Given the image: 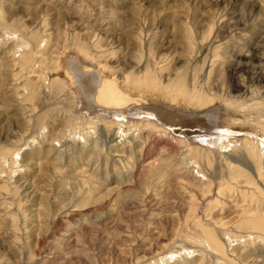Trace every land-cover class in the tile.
I'll return each mask as SVG.
<instances>
[{"label": "rangeland", "instance_id": "obj_1", "mask_svg": "<svg viewBox=\"0 0 264 264\" xmlns=\"http://www.w3.org/2000/svg\"><path fill=\"white\" fill-rule=\"evenodd\" d=\"M29 40L35 68L21 66ZM73 62L138 75L149 68L163 81L169 75L223 97L262 99L264 0H0V153L20 152L13 173H0V264H163L173 250L179 254L169 264H224L201 256L180 231L197 189L183 178L219 179L220 172L203 165V177L186 147L150 129L123 134L99 122L95 134L80 137L92 127L70 81L26 101L27 76L72 71ZM161 99L150 108L169 118L157 125L165 120L176 138L197 132L192 146L226 156L230 139L250 136L252 119L218 100L189 114ZM184 120L199 125L185 128ZM184 244L189 251L180 250Z\"/></svg>", "mask_w": 264, "mask_h": 264}, {"label": "bare ground", "instance_id": "obj_2", "mask_svg": "<svg viewBox=\"0 0 264 264\" xmlns=\"http://www.w3.org/2000/svg\"><path fill=\"white\" fill-rule=\"evenodd\" d=\"M34 44L35 40H29L24 44L29 52L24 53L21 66L31 64L30 66L35 68L36 51L32 49ZM68 58L69 56H66L64 60L62 59V70L66 68L65 64ZM53 64L56 63L53 62ZM100 67L103 66L100 65ZM100 67L97 70H94L93 66H85L82 69L76 62H73L72 71L24 75L27 76L24 88L28 93L25 99L31 102L34 100L35 92L40 88L44 86L49 88L51 85L65 87L67 81H70L72 85L77 86L83 96L84 105L82 108L89 114L88 116L83 115L84 124L92 127L83 133H77L80 137L85 138L92 133L95 134L98 123L103 122L109 126L108 128L116 126L123 134L130 133V131H144L145 128L150 129L149 131H157V133L167 135L186 147L187 155L191 156V163L197 165V171L203 177H207L203 171L205 169V167L203 169V165L207 169L220 172V177L219 179L215 177L202 180L197 179L192 173L193 175H186L183 178V181L190 180V185L194 181L191 186L197 187L194 193L190 192L188 195L189 206L184 214L185 222L182 221L184 227L180 229L181 234H184L182 235L183 239L188 242V245L194 246L192 249L197 246L201 256L204 254L203 252L215 255L217 263L224 260V264H264V249L256 247L258 244L261 246L264 243V98L239 101L229 95L223 97L224 95H219L218 92L212 93V89H207L204 92L201 87L197 86V83H193L190 88L184 81H175L169 75L164 82L161 76L157 78L149 68L145 70L144 74L138 75L132 71H121L120 73V69L117 68L106 69L107 67H104L105 69H100ZM129 70L131 69L129 68ZM233 80L235 79L233 78ZM156 98L166 99L175 105L179 104L182 111L189 114L207 111V109L215 107L214 103L218 100L220 103H224L226 110H232L234 114L241 111L246 120L252 119L253 125L251 132L248 133L250 136L244 134L239 138H234L235 140L230 139L229 145L233 146V152L226 156L214 152L212 149H205L202 145V147L197 146L198 144L192 146L190 138L197 132L191 133L184 130L176 138L175 132L168 129L165 120L161 121V126L157 125L160 121L159 117L165 116L162 117L164 119L169 117H167V110L163 108L151 110L150 105ZM106 117L113 120L108 121ZM226 118L228 117L226 116ZM181 123L185 125V128L190 129L199 125L197 120H184ZM214 123L213 119L208 123H203L204 128L208 130L212 126L215 127ZM238 132L245 131L238 130ZM71 134L76 135L74 132ZM19 153L11 150L0 153V173L6 174L8 171L13 173L12 166L18 161L16 158L14 159V155L18 157ZM205 205L206 208L202 211V216H197L195 209L203 208ZM234 242L237 243V247H241L233 248L232 253L230 251L229 253V247ZM180 247V250L189 251L186 244ZM251 247L253 249H249ZM242 249L246 252L236 254L237 250ZM254 249L259 251L257 255ZM178 251H170L168 260L163 264L168 263L175 255L179 254ZM249 251L251 254H248ZM254 254L257 258L253 259ZM165 256L166 254L163 258Z\"/></svg>", "mask_w": 264, "mask_h": 264}]
</instances>
